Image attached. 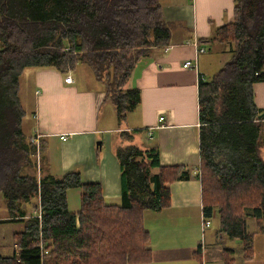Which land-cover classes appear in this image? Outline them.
Instances as JSON below:
<instances>
[{
  "label": "trees",
  "instance_id": "1",
  "mask_svg": "<svg viewBox=\"0 0 264 264\" xmlns=\"http://www.w3.org/2000/svg\"><path fill=\"white\" fill-rule=\"evenodd\" d=\"M234 8L233 21L211 37L233 43L231 56L210 79L198 82L199 178L203 215L217 212L219 231L240 240L244 259H250L254 233L247 229V218L264 233V158L259 148L264 117L252 89L264 81V0H234ZM162 12L158 0H0V192L10 213L0 223H25L13 234V254L0 255V264L149 260L143 211L167 207L166 183L188 178V171L160 165L156 147L120 146L115 151L119 205L106 203L101 185L83 181L79 169L59 176L27 173L42 144L37 149L22 130L26 110L19 91L27 67L64 73L84 63L123 119L140 101L138 89L124 88L132 66L150 47L168 44L170 30ZM120 135L130 140L133 134ZM70 189L80 190L77 212L68 208ZM34 198L40 219L32 214L24 219L27 211L20 206ZM40 244L50 248L47 254L42 255ZM223 252L226 264H232L233 250L224 247Z\"/></svg>",
  "mask_w": 264,
  "mask_h": 264
},
{
  "label": "crops",
  "instance_id": "2",
  "mask_svg": "<svg viewBox=\"0 0 264 264\" xmlns=\"http://www.w3.org/2000/svg\"><path fill=\"white\" fill-rule=\"evenodd\" d=\"M158 1L170 37L167 45L150 47L132 66L124 88L140 93L134 110L119 119L114 104L106 99L104 85L84 63L64 73L28 67L26 85L33 97V131L24 133L37 149L42 144L43 174L59 176L79 169L83 181L101 185L104 200L112 205L120 203V166L115 156L120 146L156 147L160 165H178L188 171V178L166 183L170 190L167 207L143 211L150 258L130 264H226L224 247L233 250L232 264H264V233L258 231L253 218H247L253 220L251 230L246 220L248 231L254 233L250 259H244L240 240H230L219 231L216 212L209 226L203 230L201 226L198 82L200 78L210 79L231 56L233 43L211 37L218 27L233 21L234 0ZM201 47L204 51H197ZM186 60L197 65L185 68ZM66 76L72 81L65 82ZM252 89L254 103L264 113V81L254 83ZM119 120L128 124L121 125ZM262 123L259 148L264 158V120ZM123 131L135 137L127 140L120 135ZM146 136L153 142H146ZM37 202L34 198L20 206L27 211L24 219L31 214L38 216L33 213L39 211L33 208ZM76 207L70 210L77 212ZM9 217L1 216L0 221ZM4 223L23 224L5 235L0 231V255L11 256L13 234L23 230L25 223L13 220L0 223V227Z\"/></svg>",
  "mask_w": 264,
  "mask_h": 264
},
{
  "label": "rangeland",
  "instance_id": "3",
  "mask_svg": "<svg viewBox=\"0 0 264 264\" xmlns=\"http://www.w3.org/2000/svg\"><path fill=\"white\" fill-rule=\"evenodd\" d=\"M216 54L218 55L219 53L216 52ZM218 58V57H217ZM214 61V60H213ZM30 71V68H26L24 73V75H22L20 77V98L21 99V102L25 108V112L27 113L25 118L23 119V123H22V130L23 132H26L28 130V132H32L33 131V127H32V123H33V120L31 119V116H32V112L34 110V106L32 105L33 103V97H31L29 95V92H28V86L26 84L27 83V75H28V72ZM74 73V72H73ZM111 106V104H110ZM108 107V106H107ZM105 110V109H104ZM104 115H106V112H104ZM120 124L121 125H127L128 124V121H123L121 122V120H119ZM30 125V126H29ZM135 134L132 135V137H135L134 136ZM147 138L145 139L146 142L148 143H152V137H148L146 136ZM145 138V136H144ZM31 160L34 161V167H29L27 169H25V172L27 173H34V174H39L38 176H40V174H43V166H44V161L41 157V154L39 152L35 153L32 157H31ZM79 193H80V190H77V189H70L67 191V203H68V208L69 209H72V207H75L77 208L76 206H79L80 205V199H79ZM4 199V198H3ZM3 199H0V217L1 216H7V215H10L9 213V210H8V207L6 206L5 204V200ZM247 211V210H245ZM33 213L36 215H38L37 211ZM134 215H137V212H133ZM132 214V215H133ZM216 214V217H217V212L215 213ZM214 216V215H213ZM211 221V219H210ZM219 224V223H218ZM247 225H248V229L251 230L253 229V220L252 219H247ZM23 226V224H17V223H11V224H7V223H4V225H2L0 227V231H2L5 234H8L11 230H19L21 227ZM19 232V231H17ZM15 234V233H14ZM14 240H13V244H14ZM50 241H46L45 244L46 245H49ZM14 247V246H13ZM50 250V248L48 249V251ZM48 253V252H47ZM255 257V256H254Z\"/></svg>",
  "mask_w": 264,
  "mask_h": 264
},
{
  "label": "built area",
  "instance_id": "4",
  "mask_svg": "<svg viewBox=\"0 0 264 264\" xmlns=\"http://www.w3.org/2000/svg\"><path fill=\"white\" fill-rule=\"evenodd\" d=\"M197 51L202 52V51H204V49L201 47V48H199ZM196 65H197V64H196L194 61H192V60H186V61L184 62V64H183V67H185V68H189V67H195ZM64 81H65V82H71V81H72L71 76H66V77L64 78ZM38 218L40 219V212H39V211H38ZM210 219H211V217H205L204 215L202 216V223H201L202 230H203L205 227H207V226L210 225V223H211ZM40 246H41L40 248H41V251H42V255L47 254L48 251H47L46 249L43 248L42 244H40Z\"/></svg>",
  "mask_w": 264,
  "mask_h": 264
},
{
  "label": "water",
  "instance_id": "5",
  "mask_svg": "<svg viewBox=\"0 0 264 264\" xmlns=\"http://www.w3.org/2000/svg\"><path fill=\"white\" fill-rule=\"evenodd\" d=\"M259 116H260V117H263V116H264V113H261Z\"/></svg>",
  "mask_w": 264,
  "mask_h": 264
}]
</instances>
